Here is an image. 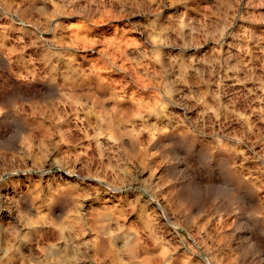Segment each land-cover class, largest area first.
Masks as SVG:
<instances>
[{
    "label": "rangeland",
    "instance_id": "rangeland-1",
    "mask_svg": "<svg viewBox=\"0 0 264 264\" xmlns=\"http://www.w3.org/2000/svg\"><path fill=\"white\" fill-rule=\"evenodd\" d=\"M0 264H264V0H0Z\"/></svg>",
    "mask_w": 264,
    "mask_h": 264
}]
</instances>
